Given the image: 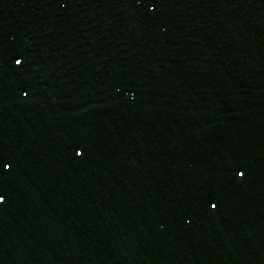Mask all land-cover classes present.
Masks as SVG:
<instances>
[{"label": "water", "instance_id": "1", "mask_svg": "<svg viewBox=\"0 0 264 264\" xmlns=\"http://www.w3.org/2000/svg\"><path fill=\"white\" fill-rule=\"evenodd\" d=\"M0 264H264V0H0Z\"/></svg>", "mask_w": 264, "mask_h": 264}, {"label": "snow or ice", "instance_id": "2", "mask_svg": "<svg viewBox=\"0 0 264 264\" xmlns=\"http://www.w3.org/2000/svg\"><path fill=\"white\" fill-rule=\"evenodd\" d=\"M16 63H19V60H17Z\"/></svg>", "mask_w": 264, "mask_h": 264}]
</instances>
